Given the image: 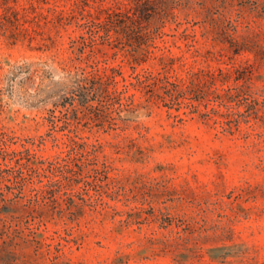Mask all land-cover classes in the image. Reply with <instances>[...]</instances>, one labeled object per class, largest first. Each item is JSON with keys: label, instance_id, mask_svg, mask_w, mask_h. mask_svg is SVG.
<instances>
[{"label": "rangeland", "instance_id": "obj_1", "mask_svg": "<svg viewBox=\"0 0 264 264\" xmlns=\"http://www.w3.org/2000/svg\"><path fill=\"white\" fill-rule=\"evenodd\" d=\"M5 1L0 264H264V0H193L183 11L193 45L167 37L191 64L251 72L244 92L209 116L204 104L186 114L147 104L145 90L135 104L90 93L85 105L64 106L76 83L71 40L83 30L67 15L74 8L81 17L84 4ZM119 1L127 0H89L84 12ZM84 31V65L99 59L133 72L124 35L112 30L110 45L95 26ZM157 63L149 58L136 71ZM25 147L35 154L20 153ZM63 148L68 173L19 165H41Z\"/></svg>", "mask_w": 264, "mask_h": 264}, {"label": "trees", "instance_id": "obj_2", "mask_svg": "<svg viewBox=\"0 0 264 264\" xmlns=\"http://www.w3.org/2000/svg\"><path fill=\"white\" fill-rule=\"evenodd\" d=\"M81 2L84 4L81 17L74 8L67 15L75 17L77 25L83 30L79 36L71 40L70 46L74 53L71 62L75 69L73 76L76 78V83L71 94L63 100L64 106L85 105L90 100V93L99 94L102 97L119 98L118 103L121 105L135 104L136 91L145 90L148 92L145 96L147 104L161 100L170 108L185 107L183 112L185 114L196 112L195 108L204 104L205 110L201 113L203 116H209L211 109L221 105L228 107V102L234 100L236 94L243 93L248 87L251 79L250 71L241 73L239 69H236L237 73L233 74L232 69L221 65L197 66L185 60L183 54L174 53L166 44L167 37L170 36L184 40L188 46L193 45L191 39H194V30L190 20L183 15V11L187 14V11L193 7V0H146L145 3L142 0H127L119 1L112 6H101L97 12L91 10L84 12L86 5H89V0H75L76 6H80ZM5 4L7 8L12 7L8 0ZM16 12L19 20V11L16 10ZM90 26H95L96 35L102 39L103 43L107 41L112 45V30L118 37L120 34L126 37L129 43L128 58L133 68L129 76H125L120 67L109 61L103 64L99 59H94L92 64L82 63L84 49L88 45L84 29ZM160 42L164 44L161 45ZM149 58L158 59L157 66L154 69L147 67L142 71H136L137 65L148 61ZM179 68L183 71H179ZM231 77L235 84L229 83ZM197 89L204 90L202 97L194 99L193 96L186 95L187 92ZM205 100L207 102L204 103ZM210 103H213L212 106H209ZM223 114H229V112L225 111ZM175 116H180V113ZM49 119L54 121L52 117ZM73 142L76 146H80L76 139ZM68 145L70 149L72 145ZM69 149L63 148L52 158L40 159L41 165H35L30 161H24L19 165H27L31 170H40L53 164L62 173H68L70 166L65 168L62 163L67 161ZM19 152L35 154L29 147ZM57 179L56 175L48 179V182H54Z\"/></svg>", "mask_w": 264, "mask_h": 264}]
</instances>
